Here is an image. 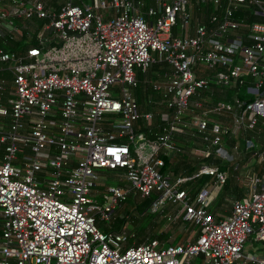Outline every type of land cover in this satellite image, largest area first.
<instances>
[{"label":"built area","instance_id":"obj_1","mask_svg":"<svg viewBox=\"0 0 264 264\" xmlns=\"http://www.w3.org/2000/svg\"><path fill=\"white\" fill-rule=\"evenodd\" d=\"M195 1L0 0V43L25 45L0 46V264H192L197 256L205 264H264V254L245 250L249 240L264 242V175L253 177L248 202L234 201L231 214L218 219L208 209V189L192 196L181 184L205 174L222 185L227 171L203 165L175 181L159 171L161 148L171 152L176 133L188 130L210 144L206 154L215 147L221 158L235 161L222 127H210L211 113L232 112L234 134L264 124V22L244 35L226 18L212 33L200 24L195 35L173 37L179 15L183 27L192 24ZM245 1L229 0L227 16ZM252 2L264 16V0ZM159 61L174 68L168 80L152 85L171 110L162 116L164 132L149 139L135 130L141 113L133 89L137 70ZM199 64L200 70L222 69L200 78ZM243 75L254 78L246 89L254 100L213 106L195 100L191 106L212 81L230 86ZM246 142L264 161V148ZM119 169L117 179L127 184L101 190L105 172ZM154 193L153 211L172 203L201 228L196 242L129 245L126 228H100L98 222L110 226L130 197Z\"/></svg>","mask_w":264,"mask_h":264},{"label":"trees","instance_id":"obj_2","mask_svg":"<svg viewBox=\"0 0 264 264\" xmlns=\"http://www.w3.org/2000/svg\"><path fill=\"white\" fill-rule=\"evenodd\" d=\"M146 6L153 5L155 0H144ZM229 6V0H221L219 5H216L213 0H196L193 10H192V24L189 27H183V16L179 15L176 24L173 27L172 35L173 37H184L186 35H195L196 26L200 24L206 25L208 31L212 33L213 29L218 27V24L224 21L226 18H230L239 23V29L235 34H248L251 30L252 25L255 22H264V16L256 13L255 4L252 0H246L242 3H237L234 7V12L232 16H227V7ZM217 17L216 21H213V18ZM38 24H41L42 21L35 20ZM22 22V21H19ZM20 25L23 24L19 23ZM24 27V26H23ZM28 31V29H25ZM30 30V29H29ZM35 31V30H34ZM0 46H3L5 49H21L24 48L25 45L22 42H13L11 41L8 45H3L0 43ZM236 63H239L237 60ZM164 65H170L165 61H159L153 63L146 71H150L152 67L162 68ZM200 65V64H199ZM202 65L196 68L197 74L200 78H212V76L216 73L217 70L222 69L221 67H217L216 69H206L203 68L200 70ZM172 68V72L174 68ZM139 71H143L142 69H138ZM144 71V72H146ZM3 76H9L7 73H4ZM145 79V75L141 80ZM241 81L243 83H241ZM254 81L252 76L246 75L242 76L235 84L230 86H219L215 82H211V89L209 91H201L200 94H196L191 98V104L194 103L195 100H202L208 106L217 105L220 102L232 103L237 98L246 101H252L255 99L254 95H251L246 92L247 86L250 85ZM139 87L133 89V97L138 104L139 111L141 113V117L136 123L135 130L137 133L140 131L137 130V124L139 123L142 127V130L145 132H149L150 129L154 127V125L158 124L161 128V133L164 132V128L167 126V122L163 120V114L169 112L171 108H169L167 99L162 95L161 99L158 98V91H156L152 85L147 86L145 88L146 94H144V90H139ZM155 98H157L155 100ZM144 105L140 107V105ZM160 104V105H159ZM193 106V104L191 105ZM150 113L152 115L151 119H146L145 114ZM210 127L214 124H218L222 127L221 136L225 143L230 145L231 150L239 152L238 161L229 162L225 159L221 158L216 152L215 147L210 148V151L207 155H195L190 153V151L186 150V145L191 147L203 148V150L209 149V143L206 142L203 138V135L193 131L188 130L186 132H178L174 136L175 140H180L185 143L184 144H176V147L171 152L168 151L166 147H162L159 152V157L163 159L164 164L159 167V171L169 176L172 180L179 179V171L183 170V174L187 177L193 176L197 173L203 165L208 166H217L220 170L230 171V177L227 179L225 184L220 185V192L223 195H229L233 192L232 186H234V181L232 179V173H236L235 168H239L236 166V163L240 162L241 164H245L248 160L253 161V152L254 148H248L246 139H252L256 144H259L264 148V124L262 120L258 124V129L255 131L250 130H240L237 134L232 132V112L224 111L223 113H211L209 115ZM110 128V127H109ZM108 128V129H109ZM121 143H127L126 139L119 140ZM237 143L239 144L237 148ZM186 163V165L184 164ZM253 166L255 170L259 172V175H264V162H253ZM117 171H124V169L119 170H111L106 171L108 178L107 181L111 180L118 184L126 185L127 183L124 181H119L116 177ZM182 178V176H180ZM190 184H193L191 190L189 191L192 196L198 194L205 187H209L216 182L215 175H199L197 177H192ZM188 184H181V188L186 189ZM101 190L104 189V184L99 187ZM188 189V188H187ZM193 191V192H192ZM158 198V194L154 193L148 197H137L134 199V206L132 209L128 210L125 215L119 216L116 213V217L113 219V223L108 226L107 224H103L98 222L101 228L105 230L109 229V227L113 230H121L125 226H127V217L130 215V220L134 225V231L131 233L129 237L128 244H141L147 240L158 239L160 241V247L169 245V244H178L182 242L184 239H187L189 234L193 231L196 232L195 239L192 241L196 242L197 237L201 234V228L197 227L198 225L187 222L184 219V213H181L176 219H169L168 214L171 212L174 204L168 203L163 211L155 212L152 210L153 202ZM101 200V199H100ZM127 200L120 205V210H122L123 206L127 204ZM210 205H208V209ZM128 214V215H127ZM132 214V215H131ZM127 215V216H126ZM127 221V222H126ZM186 229L184 231H180L182 227ZM189 233V234H188ZM262 249L264 250V242L261 243ZM260 247L257 248L259 251ZM261 251V250H260ZM264 253V251H262ZM261 254V253H260ZM192 264H201V259L193 260Z\"/></svg>","mask_w":264,"mask_h":264},{"label":"crops","instance_id":"obj_3","mask_svg":"<svg viewBox=\"0 0 264 264\" xmlns=\"http://www.w3.org/2000/svg\"><path fill=\"white\" fill-rule=\"evenodd\" d=\"M37 22V21H36ZM15 42V41H13ZM11 43V42H10ZM8 43V44H10ZM8 44H5L8 45ZM22 49V48H21ZM10 50H17V49H10ZM4 74V73H3ZM2 74V76H3ZM172 74V68L170 67V65H164V67L162 68H157V67H152V69H150V71H139L137 70V79H138V86L140 89L139 90H144V94H146V90L145 88L147 86L153 85L154 82H164L166 80H168V78L171 76ZM145 75V79L141 80V78H143V76ZM8 79H10V75L9 76H4ZM162 97V93L158 91V98L161 99ZM157 98H155L156 100ZM158 100V99H157ZM160 105V104H159ZM145 106V104L140 105V107ZM137 130L140 131L139 133H143L146 137H148L149 139H156L158 137V135L161 133V128L158 126V124L154 125V127L152 129L149 130V132H145L142 130L141 125L138 123L137 124ZM176 144H184L185 143L183 141L180 140H175ZM225 146L228 147V149H230L231 153L234 155V160L238 161L237 158H239V152H236L234 150H231L230 145H228L227 143H225ZM237 145H239L237 143ZM186 150L190 151V153H193L195 155H201V156H205L206 151L207 150H203V148H198V147H191L190 148L186 145ZM253 161H247L245 164H241L240 166V162L236 163V166L239 168H235L234 170H236V173H232V179L234 181V186H232V190L233 192L229 195H223V193L220 192L221 190V186L220 184H212L209 187H205L204 189H208L210 192V203H209V211L215 215L216 218L220 219L222 217H225L227 215H230L232 212V208H233V204L234 201L240 199L243 200L245 202H248L251 197H252V193L254 191V184L252 183V179L253 177H255L256 175H259V172L257 170H255L254 166H253V162L257 161V162H264L256 157H253L252 159ZM186 165V163H184ZM179 178L180 176H182L183 178H188L185 174H183V170L180 172L179 171ZM228 173V178L231 176L230 175V171H227ZM44 175V173H39V176ZM191 180L188 179L187 181L184 182V184H188L186 190L189 192L191 190V188L193 187V184H190ZM193 192V191H192ZM192 195V194H191ZM197 195V194H195ZM194 195V196H195ZM182 212H179V207L173 206L172 209V213L170 212L168 214V218L169 219H176V217H178ZM189 222V221H187ZM193 223V222H192ZM195 224V223H194ZM197 225V224H196ZM199 227V226H197ZM186 228L183 226L181 228L180 231H184ZM189 234V233H188ZM196 237V232L193 231L191 234H189L187 239H184L182 242L180 243H193L194 241H192V239H195ZM199 238V236L197 237V239ZM258 243V242H257ZM261 244V243H260ZM259 253H262V251H264L262 249V245L259 246ZM261 250V251H260Z\"/></svg>","mask_w":264,"mask_h":264},{"label":"rangeland","instance_id":"obj_4","mask_svg":"<svg viewBox=\"0 0 264 264\" xmlns=\"http://www.w3.org/2000/svg\"><path fill=\"white\" fill-rule=\"evenodd\" d=\"M104 181V183L103 184H117L116 182H113V181H111V180H109V181H107L106 179H104L103 180ZM102 184V185H103ZM94 197V196H93ZM101 199V198H100ZM129 200L130 201H128L127 202V204H125L124 206H123V208H122V210H120V206H118L117 207V209H116V213H118V215L119 216H123V215H125V213L130 209H132V206H134L135 204H132V203H134L135 201H134V199L132 198V197H130L129 198ZM101 201H102V199H101ZM132 202V203H131ZM115 213V217H116V214ZM128 215V214H127ZM126 215V216H127ZM132 215V214H131ZM130 220H132V219H130V215H128V217H127V221H128V223H127V226H125L124 228H126L127 230H129V232L130 233H132L133 231H134V225H133V223L130 221ZM126 221V222H127ZM113 223V220H112V222L110 223V224H112ZM101 228V227H100ZM102 229H104V228H102ZM259 246H261V244L260 243H257V242H255V241H252V240H249L247 243H246V247H245V250H246V252L247 253H253V254H258L259 252H258V250H257V248L259 247ZM198 259H201V264H205V262H204V260H203V257L202 256H197V257H194V262H195V260H198Z\"/></svg>","mask_w":264,"mask_h":264}]
</instances>
